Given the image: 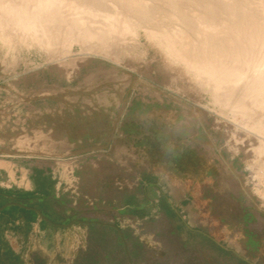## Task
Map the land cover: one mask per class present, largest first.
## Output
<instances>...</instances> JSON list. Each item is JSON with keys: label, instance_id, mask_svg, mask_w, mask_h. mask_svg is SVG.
Here are the masks:
<instances>
[{"label": "rangeland", "instance_id": "1", "mask_svg": "<svg viewBox=\"0 0 264 264\" xmlns=\"http://www.w3.org/2000/svg\"><path fill=\"white\" fill-rule=\"evenodd\" d=\"M13 1L15 5L20 3L19 0ZM68 1L94 6L106 13H114L118 10L129 18H134V24L138 21L149 26L138 25L134 34L116 37L113 39L114 42L93 41L96 46L87 49H83L81 41L68 42V52L60 54L57 52L59 44H52V46L47 44L46 49L36 37L23 38L22 30L9 35L11 34L10 26L16 23L17 13H4L3 10H0L1 16H4L0 21V52H16L19 51V47L23 51L24 47L20 46L19 42L25 41L27 45L33 47L32 51L38 54V57H40L39 53L43 54V52L51 54L49 63L56 66L50 72L53 81H49V75L45 74L41 84L30 82L21 89L30 91L34 88H41L40 85L43 84L48 86L63 76L72 78L78 76L80 85L89 84L87 76H120L118 70L126 72L123 69L125 61L138 53L141 45L154 42L173 61L197 78L205 110L219 126L214 133L216 139L221 143L229 144L227 146L229 157L239 158V161L245 164L243 174L246 183L242 186V190L250 198L249 204L255 207L247 203L244 207L234 204L230 198V192L222 190L220 185L201 186L200 189H195L191 184L192 176L181 171L175 172L170 165L167 167V173H162L167 177V180L165 177V182H168L166 191L179 202L181 217L187 220L190 226L205 232H213L216 229L220 231L226 226L232 229L233 234H228L226 244H231L235 251L224 252L215 247L212 240L199 233L188 232L183 221L172 215L171 212L159 210L148 216L131 214L129 210H136L137 199L132 198L128 202L127 200L134 194L144 196L142 185L139 183L141 180L146 185L148 184L150 189L147 190L149 197L138 200L143 203L140 207L148 203V208L155 209L161 196L159 192L152 189L156 184L150 180L152 178L150 175L144 176L138 173L139 182H134L131 179L132 177L127 171V167L131 163L128 156H115L114 153L100 155L98 152L100 149L92 151V148L89 149V153L94 154L93 152H95L96 154L77 158L27 152L26 150L41 151L43 149L51 151L52 148L57 154L65 152L64 149L67 148L66 144L68 143L66 137L71 136L70 133L68 134L71 126H62V121L57 118L58 109H45L41 106L32 111L34 114L31 112L30 117L23 119L22 114L27 109L0 107V151L8 153L24 151L25 153H20V155L30 162L37 160L41 162L42 174L48 175L52 180L51 194L56 195V201L53 200L49 204L51 207L54 205L62 213L61 216L64 220H55L52 216L45 215L44 219L54 228L49 229L40 227L38 223L27 227L23 225L22 220H16L9 215L3 216L1 225L4 226L6 219L10 222L4 232L6 242L0 254V264H247L242 261L240 256L258 264H264L262 250L254 251L245 247L246 232L256 239L264 236V217L262 216L264 213V92L262 91L264 89L262 88L264 87L258 81L254 83L255 85L248 87L249 81L245 80H234L235 82L226 84V86L215 84L207 75H202L197 70H190L182 60L170 54L155 36L148 32L150 37L148 38L144 33V29L149 31L152 26H162L171 30L182 22L183 24L180 23L179 26H184L183 28L188 33L192 32L193 36H197L200 18L204 20L208 17L210 20L206 19L208 22L218 25L227 22L228 16L240 18L250 27L254 26L252 30L257 33L258 29L254 30L255 26L257 28L258 24L261 25L262 21L264 22V12L260 10L259 1ZM36 2L37 0H34L33 3ZM176 7L177 11L175 12ZM227 32L224 30L215 37L225 41ZM7 41L11 44L18 43L8 46ZM37 45L40 46L42 52ZM97 46L104 47L97 48ZM7 47L8 49H6ZM250 49L257 52L259 47L253 45ZM107 51H117L119 59ZM251 58L244 61L242 72L251 67V62L255 59ZM245 72L250 71L246 70ZM73 84L76 85L75 82ZM233 94L234 96H232ZM260 103L261 105H259ZM79 108L61 112L66 116L69 115V112H72L74 116H79L78 113L81 111ZM247 112L249 115L246 114ZM72 115L70 114L69 117ZM251 117L253 118L251 119ZM78 118L82 120L80 116ZM88 127L89 132L87 135H83V140L72 141L76 147L87 145L93 147L97 141L101 143L102 138H105V143L108 142L107 132L111 128L110 124L104 123L98 126L105 133V135L101 133L98 136L91 134L92 126ZM257 138L259 139L257 140ZM159 153L161 152H157V154ZM158 159L148 158L147 162L157 165L160 161H166L165 156H159ZM119 161L124 165L119 164ZM237 169L238 165L235 170ZM240 171L242 170L240 169ZM224 183L227 187H233V190L238 194V185H234L230 179H225ZM48 185L47 177H42L37 192L49 193ZM160 193L162 194V192ZM203 198L207 199L203 200ZM183 200L185 203H182ZM39 201L43 202V200ZM249 210H251L250 213H254L258 217V221L250 223L252 218L248 215L243 219L244 214ZM214 222H218L217 228ZM240 222L242 225H239Z\"/></svg>", "mask_w": 264, "mask_h": 264}, {"label": "flooded vegetation", "instance_id": "2", "mask_svg": "<svg viewBox=\"0 0 264 264\" xmlns=\"http://www.w3.org/2000/svg\"><path fill=\"white\" fill-rule=\"evenodd\" d=\"M6 43L14 46L18 42ZM19 43L24 47L23 51L19 47L16 52H0V107L27 109L22 114L23 119L30 117L32 111L41 106L45 109H58L57 118L62 121L63 127L71 123L72 118L76 120L79 116L82 122L93 128L104 123L110 124L111 128L107 132L110 139L113 130L117 129L118 120L123 121L121 139L125 144L130 142L128 144L131 145L134 136L145 140L146 147L161 152L176 171L193 177L202 175L211 186L220 185L222 190L230 192L234 204H241V200L244 204L250 200L242 190L246 183L243 174L245 164L239 158L229 157V144L216 139L214 133L219 126L205 110L197 78L173 61L160 46L154 42L141 45L139 52L125 61L123 69L126 72L118 70L120 76H87L89 84L82 85L78 84V76H63L53 84H43L41 88L28 91L21 87L30 82L41 84L45 74L49 75V81H53L50 72L56 66L49 63L50 55L47 53H39L38 57L32 51V46L25 41ZM37 46L42 52L40 46ZM78 107L81 108L79 116L69 112L71 119L61 112ZM91 134L100 135L95 130ZM102 134L105 135L104 132ZM115 140L118 138L112 139L111 143ZM80 150L81 147H75L74 150L65 148V152L60 155ZM26 151L40 152L47 156L57 154L53 148L51 151ZM20 159L30 162L24 156ZM225 179L239 186L238 194L233 187L225 185ZM246 247L264 253V236L256 239L249 235Z\"/></svg>", "mask_w": 264, "mask_h": 264}, {"label": "bare ground", "instance_id": "3", "mask_svg": "<svg viewBox=\"0 0 264 264\" xmlns=\"http://www.w3.org/2000/svg\"><path fill=\"white\" fill-rule=\"evenodd\" d=\"M19 1V5H15L13 0L0 1L1 11L3 10L4 13H17L16 23L13 25L10 24L11 26L9 30L11 31V34L9 35H12L13 33L15 34L18 30H22L23 38L36 37L43 47L47 46V44H51V46L52 44H59L60 46L57 45V52L60 54L65 51L68 52V42L81 41V45L84 47L83 49H87L96 46V43L93 41H103V43L110 41L114 42L113 39L116 37H125L130 33L134 34L138 29V25L149 26L144 22L138 21L134 24V18H129L124 13H121V11L117 10L114 13H106L98 10L94 6L80 5L79 3H76L77 1L37 0L36 3H33L34 0ZM258 1L260 10L264 12V0ZM211 8L213 10V7ZM174 11H177V7ZM1 15L2 14H0V21H2L3 19L1 20V18L4 17ZM228 17L227 22L218 25L208 22L206 20L208 17L204 18V20L200 18V23H198L199 29L197 30L198 34L196 33L197 36H193L192 32L188 33L183 28L184 26H179L180 23L181 25L183 24L182 22L171 30H168L167 28L165 29L162 26H152L148 32L155 36L157 40L166 47L170 54L175 58L182 60L190 70H197L202 75H207L215 84L226 86V84L235 81L245 80L249 81L248 87L253 86L257 81L262 84V87H264V22L262 21L261 25L258 24L257 28L255 26L254 30L258 29L256 33V31L253 32L252 30V27L254 26L250 27L242 19L239 18V20L236 19V17ZM224 30L228 31V34H226L227 38L226 40L224 39L225 41H222L217 36V38L215 37V35L224 32ZM253 45H258L259 49L257 52L250 49ZM98 47L103 48L104 46H97V48ZM50 48L53 49V47ZM107 52L119 59L117 51ZM251 57H254L255 59L251 62V67L246 69L250 72L246 73V70L242 72L244 61ZM74 63L77 64L76 62ZM243 91L242 93H244ZM262 91L264 92V90ZM232 96H234V94ZM253 101L254 100H252V102ZM259 105H261V103ZM246 114L249 115L248 112ZM261 115L263 116L262 113ZM252 118L253 117H251V119ZM248 119L250 118L248 117ZM260 122L263 123V121ZM258 139L259 138H257V140Z\"/></svg>", "mask_w": 264, "mask_h": 264}, {"label": "crops", "instance_id": "4", "mask_svg": "<svg viewBox=\"0 0 264 264\" xmlns=\"http://www.w3.org/2000/svg\"><path fill=\"white\" fill-rule=\"evenodd\" d=\"M79 109H81V108H79ZM71 117H69V118L71 119ZM66 125L71 126V128H69V131H68L71 134V136L66 137V140L68 141V143L66 144V147H67L66 149L74 150V148L76 147V144H74L72 141L83 140V135H87L89 132L88 123L82 122V120H79V118H77L76 120L75 119L73 120V118H72V122L67 123ZM122 127H124L123 121L118 120L116 127H115L117 129L113 130V137H111L112 139L118 138V140H115L114 143H111L112 139L109 138L108 142L105 143L104 142L105 138H102V141L100 140L101 143L98 142L96 145L91 147L92 151H95L93 149H100L98 151L100 155L101 154H107V153H109V154L114 153L115 156H128L130 158L131 163H129V165L127 167L128 168L127 171L131 175V177H132L131 179L134 182H139V180L137 178L138 173L142 174L144 176L150 175L152 177V178H150V180L152 182H154V184H156L155 187H152V189L159 192V194L161 196L160 197L161 200L158 203L157 207H155V209L148 208L149 207L148 203L145 205H142V207H140L141 204H143V203H141L138 200L142 199V198L149 197L147 190L150 189L148 187V184L146 185V183H144V181L141 180L139 183L142 185L144 196H142V195L138 196L137 194H134L133 196H131L127 200V202H128L132 198L137 199L136 200V206H137L136 210H134V211L129 210V212L131 214H133L134 216H142V215L148 216V215H153L154 213L158 212L159 210L160 211L166 210L167 213L171 212L172 215L176 216L179 220H182L183 225L186 227L188 232L199 233L203 237L212 240L214 242L215 247H218L219 249H221L224 252L231 253V252L235 251L232 248L231 244L230 245L226 244L228 234L229 233L233 234L231 228H227V226H226L223 230H220V231H218L216 229L213 232H205V231H201L200 229L194 228L193 226H190L187 223V220L182 219L181 214H180L181 208L179 206V202H177L174 199V197L171 194H169L168 191H166V187L168 185L167 184L168 182H165L166 175L162 174L163 172L167 173L166 170L168 169L167 167L169 166L168 159L165 157L166 161L165 162L160 161L157 165L153 164L151 162H147L148 158L149 159L153 158L155 160H159L158 159L159 156L162 157L163 155L161 153L157 154V152H154L152 149H148L146 147L145 140L137 139L136 136H134V140L131 143V145L128 144L130 142L125 144V141H123L121 139L123 136V132H124V129ZM128 129L130 131V126H128ZM92 130L93 131L95 130L97 132V134L99 133L100 135H101V133L104 132L102 130H99V127H94ZM135 135H137V134H135ZM142 145L144 148L142 147ZM84 148H85V151L83 150V146H82L81 147L82 150H80V152H77V151L74 152L73 151L70 153H65L62 156L76 157L77 158V157H85L88 155L96 154L95 152H93L94 154L89 153L90 148L88 147V145ZM82 151H84V153ZM109 154H107V155H109ZM57 155H60V154H56L54 156H57ZM20 157H21V155L18 153H11V152L8 153V152L0 151V187L1 188H8V189L16 188L19 191H37L40 188L41 178L46 177L44 173L42 174L41 168L43 166L40 164L41 162L39 160H37L36 162H26V161H24L25 159H20ZM118 163L123 164L120 161ZM155 165H156V169L154 170ZM142 166H143V168H141ZM174 171L177 172L175 169H174ZM192 178H193V180H192L191 184L195 187V189H200L201 186L215 187V186H211L210 183H207L206 179L202 175H200V177H193L192 176ZM47 180L49 182L50 202H53V200L56 201V195L51 194L52 180L49 177H47ZM166 180H167V177H166ZM160 192H162V194ZM206 199L207 198H203V200H206ZM249 201L250 200H248L246 203L249 204ZM242 202H243V200H241V204H239V203H236V204L244 207V205H246V203L242 204ZM182 203H185V200H183ZM249 205H252V204H249ZM253 207H255V206H253ZM250 212H251V210L247 211V213L244 214L243 219L245 216L248 215L249 217L252 218L250 223H252L254 221H258V217L254 213H250ZM49 215L52 216L53 219H55V220L64 221L62 216H61L62 213L58 209H56V207L54 205L51 207V209L49 211ZM262 216L264 217V213L262 214ZM42 219H44V218L39 215L38 220L35 223H38V225L42 228H49V229L53 228L49 224L43 226L42 225ZM215 221H217L216 218H215ZM242 222H243V220H242ZM242 222H240L239 225H242ZM35 223H33L32 225H34ZM214 223H215L214 224L215 227L217 228L218 222H214ZM246 233H245V235L247 237V241H246V244H247L248 243V237L250 234H248V233L246 234ZM223 237H226V238L223 239ZM246 244H245V247H246ZM246 249H247V247H246ZM240 257H241L242 261L247 263V264H258L256 262H252L249 259L244 258L242 256H240Z\"/></svg>", "mask_w": 264, "mask_h": 264}, {"label": "trees", "instance_id": "5", "mask_svg": "<svg viewBox=\"0 0 264 264\" xmlns=\"http://www.w3.org/2000/svg\"><path fill=\"white\" fill-rule=\"evenodd\" d=\"M49 188V185H48ZM49 193H38L37 191H19L16 188H1L0 187V206L3 204L9 202V201H19L24 203L25 205L37 207L42 210V212L46 216L49 215V211L51 209V206L49 204L50 198H48ZM37 200V201H36ZM39 200H43L41 203ZM9 215L14 219L22 220V223L24 226L30 227L33 223H35L38 220V213L29 208L20 207L17 205H10L6 207L3 210H0V222L3 216ZM8 219L4 222V226L1 225L0 229V254L2 252V247H5L6 239L4 237L5 229L9 227ZM49 222L45 219H42V225H48Z\"/></svg>", "mask_w": 264, "mask_h": 264}, {"label": "water", "instance_id": "6", "mask_svg": "<svg viewBox=\"0 0 264 264\" xmlns=\"http://www.w3.org/2000/svg\"><path fill=\"white\" fill-rule=\"evenodd\" d=\"M144 33L146 34V36H147L148 38H150L147 29H144ZM10 205H17V206H20V207L33 209V210H35V211H36L41 217L46 218V216L44 215V213H43L40 209H38V208H36V207H32V206H27V205H25L24 203L19 202V201H9V202L3 204L2 206H0V210H3V209H5L6 207H8V206H10Z\"/></svg>", "mask_w": 264, "mask_h": 264}]
</instances>
